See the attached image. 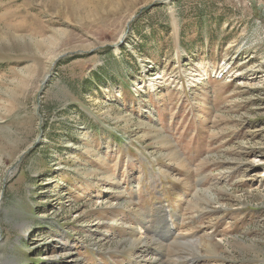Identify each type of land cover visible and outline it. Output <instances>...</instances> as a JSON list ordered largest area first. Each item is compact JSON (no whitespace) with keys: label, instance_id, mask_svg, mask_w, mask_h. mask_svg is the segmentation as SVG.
<instances>
[{"label":"rangeland","instance_id":"rangeland-1","mask_svg":"<svg viewBox=\"0 0 264 264\" xmlns=\"http://www.w3.org/2000/svg\"><path fill=\"white\" fill-rule=\"evenodd\" d=\"M120 5L0 0V264H264V0Z\"/></svg>","mask_w":264,"mask_h":264},{"label":"bare ground","instance_id":"bare-ground-1","mask_svg":"<svg viewBox=\"0 0 264 264\" xmlns=\"http://www.w3.org/2000/svg\"><path fill=\"white\" fill-rule=\"evenodd\" d=\"M43 1L48 2L52 7L55 6V9L59 7L57 5H60V7L63 6V8L67 9L66 11H68V17H70V19L80 22L83 19L100 16L104 8H114V3L117 1H120L121 8L122 6H126L124 4L128 5V2L133 3L136 0H42V2ZM57 11L59 12V10Z\"/></svg>","mask_w":264,"mask_h":264}]
</instances>
